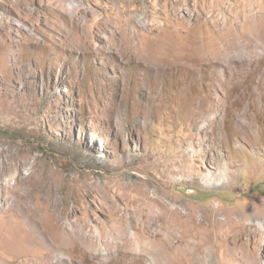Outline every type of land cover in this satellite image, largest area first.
I'll list each match as a JSON object with an SVG mask.
<instances>
[{
  "label": "rangeland",
  "instance_id": "obj_1",
  "mask_svg": "<svg viewBox=\"0 0 264 264\" xmlns=\"http://www.w3.org/2000/svg\"><path fill=\"white\" fill-rule=\"evenodd\" d=\"M154 195L204 226L264 214V0H0V264L248 259L166 250ZM123 228L159 235L150 263Z\"/></svg>",
  "mask_w": 264,
  "mask_h": 264
},
{
  "label": "bare ground",
  "instance_id": "obj_2",
  "mask_svg": "<svg viewBox=\"0 0 264 264\" xmlns=\"http://www.w3.org/2000/svg\"><path fill=\"white\" fill-rule=\"evenodd\" d=\"M236 124L237 126L242 127L243 129L245 128V124L243 125V123H241L238 120L236 121ZM224 170L225 171H223V173L219 174L217 179H212V178L205 179V185L207 187H212V188L224 187V185L227 184L231 176V170L229 168H226ZM145 204L152 207L153 210L156 209L158 211L156 213H159L161 216L165 217L168 220L167 223L169 224V228L162 229L164 225L163 224L159 231V235L163 236L162 240H163V244L165 248H167L166 250H172L176 246L185 247V244L187 245V247L194 248V247L202 246L204 244H205V247H207V246H214L218 242H225V243L227 242L228 244L227 251L229 253L238 252L239 255H241L240 252L242 251L244 252L246 251V253H248L247 260H243L242 258L236 259V261H238V264H261L262 260H264V254L261 257H257L256 255H253V245L256 247V249L264 246V214L251 215L250 217L246 216L243 218L242 222L241 223L239 222L238 224L234 222L233 219L228 220L224 218V220L217 219V221L213 219V223L208 224L207 226L206 225L204 226L203 220L198 221V218L196 216H193V214L191 213H187L186 215L183 216V215H180V213L176 211H171L170 210L171 208L168 209L169 207L167 208L166 206H164L165 204L163 205L160 197L157 195L146 198ZM44 211L47 213H50V216L54 220L53 225L59 224L58 225L59 228H66L71 225V223H66V222H63L62 220H57L55 212L53 211L50 212L49 207L47 210H44ZM31 213L35 220L41 219L40 213L37 210L35 211L33 210ZM205 218L206 220H210L212 218L211 214L207 213ZM43 221L44 220L41 219L39 222L43 223L44 225H47ZM34 226L40 229V226L38 225V223L35 224ZM179 229L183 230L182 231L183 234L185 232L186 234H190L192 238L194 239V241H183V238H185L187 235L183 238L179 237L177 239L175 233ZM203 229H205V233L208 234V236L206 237V240L208 242L201 240ZM165 233L166 235H164ZM159 235L154 234L153 232H149V234H146V237L129 238L127 228H123L122 233L117 235L118 236L117 239L119 240L125 239L128 241V246H132L134 248L131 250H136V255H135L136 260L150 263L149 254L153 250L150 251L147 247H150L151 243H156V241L161 239L159 238ZM228 237L229 239H227ZM93 240H94V237H93ZM176 240H178L179 242L176 243L175 242ZM114 244H117V243L114 242ZM249 248H252V249L249 250ZM194 252H196V249L194 250ZM125 253L134 255L133 253L126 252V251ZM60 261L61 260H58V262ZM171 262L173 264H176L174 261H171ZM211 263H212V259L210 258V254L205 253V264H211Z\"/></svg>",
  "mask_w": 264,
  "mask_h": 264
}]
</instances>
